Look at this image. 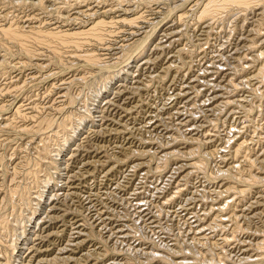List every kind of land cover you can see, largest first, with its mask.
<instances>
[{
    "label": "bare ground",
    "instance_id": "bare-ground-1",
    "mask_svg": "<svg viewBox=\"0 0 264 264\" xmlns=\"http://www.w3.org/2000/svg\"><path fill=\"white\" fill-rule=\"evenodd\" d=\"M6 1L8 2V0ZM30 1H17V5L25 6ZM48 1L52 0H37V2L33 0L30 3L44 10L46 7L48 8L46 5ZM76 1V11L66 15L67 17L63 16L57 22L48 23L49 30L36 29L35 25L40 22L38 16H31L25 21L20 17L21 22L18 20L17 24H8V27L0 25V47L4 51V57L0 60V76L8 74L11 68L20 67L19 63L13 64L15 59L13 56H18V58L22 56L28 59L30 64L36 68L43 66L40 58L43 52L31 49L23 43L24 39L27 40L29 37V39L33 37L37 40L51 37L62 40L67 45L72 43L76 46H81V44L84 46L83 40L92 39L99 45L102 44V48L98 47L100 50L96 49L97 47L95 49L88 48L79 50L80 54L74 53L68 57L72 61L81 62L84 68L82 69L83 73L90 74L97 69V72L104 71L109 74L104 76L102 87H98L100 89H97L98 91L93 94L92 100H90L92 103L85 105L84 111L77 114H71L72 111L69 110V105H73L74 101L68 90L72 84L79 81L84 82L82 80L84 76L62 79L64 82L55 87L57 93L60 94L61 103H52L48 108L55 107L63 117L57 120L50 116L38 117L40 119L32 128L30 127L31 129H23L25 134L38 136L40 139L36 151V168L24 169L25 173L34 174L35 182L30 183H33L35 188L31 189V185L28 186L29 181L18 182L17 177L13 176L14 172L11 176H13L12 182L15 183L7 189L3 185L0 188V223L5 228V231L3 230L4 238L0 239V264H19L21 261L23 264H83L84 262L85 264H97L99 261H105V264H235L240 262L248 264L249 261L255 262L254 264H264V226L263 228L261 226V223L264 225V176L260 173L261 171L256 170L257 167L254 168L258 162L260 165L264 161V131L258 134V141L263 138L262 147L252 148L245 158L244 154L250 145L248 144L249 139H245L241 134L243 130L240 131V127L243 128L242 124L239 127L241 119H243L242 116L240 117L241 111V114L237 115L238 125L235 126L237 128L233 133L230 129H227L230 131L229 133L225 131L227 134H222L221 129L220 131L217 128L213 129L215 126L208 128L213 121L215 123L219 118H232L236 114L235 109L240 106L244 109L243 106L250 100L243 95L244 98L236 99L237 97L235 96V98L233 93L231 95L232 89L238 90L241 86L249 88L248 85L264 87V0H185L190 3L191 9L195 12L191 19L193 21H187V13L181 12L176 19L163 22L164 25L162 20L157 19L160 14L162 15L159 13L162 11H159V8L154 9L149 18L142 11L140 2L144 0L139 2H137L138 0H111V4L108 3V5L100 0L99 2L96 0ZM0 2L4 3L5 1L0 0ZM126 2L129 3L124 4ZM175 7L174 10L177 8ZM42 9L40 10L42 11ZM8 15L9 13H6L7 17L5 16V18L8 19ZM2 16L4 18V15ZM12 19L15 21V18ZM45 22L47 23V21L42 23ZM161 23L163 26L161 25L159 32L161 30L162 34L158 35V32L152 35L151 33H154L157 25ZM154 25H156V29L149 33L148 29ZM184 25L187 27L186 29ZM226 25L231 31L226 30ZM115 29H119L124 36L122 40H116L118 43H115L112 38ZM105 30L108 32L105 33ZM227 32L230 33L227 44L223 40L225 44L220 45L221 49L213 50L215 45L210 43V38ZM106 34L108 36L112 34V37L105 39L104 35L106 36ZM190 38L200 44L197 54L195 51H190L191 48L185 47L187 40H192ZM6 42H10L11 45H7ZM43 44L45 43L43 42ZM195 44L192 43L193 47ZM181 45L183 46L181 47ZM128 49L132 50L131 55L118 56ZM114 50L119 52L112 54ZM50 51L54 54L53 61L56 63V53L51 49ZM164 53H169L170 56L168 55L169 57L165 59L161 58L160 54L164 55ZM111 54H117V56L107 57ZM59 55H62L61 52ZM195 55L199 57H197L199 63L193 66L187 65V70H184L182 66L189 63L187 59ZM65 57L66 60H69L67 56ZM45 58L47 61V57ZM72 61L68 62L76 65ZM60 62L58 63L60 64ZM64 62L62 61V63ZM157 69H159L158 73ZM205 74H208V77L212 76L211 83L214 84V80L219 81L218 84H212L210 90L207 89L210 92H208L210 94L208 98L206 96L205 100L199 102L201 90L195 89L197 92L199 90V94L194 91L195 94L191 96L189 89L193 91L194 88L201 87ZM136 79H138L137 84L131 86L136 83ZM148 80H158L161 82L162 89L166 91L160 102L157 101L161 96L153 92L152 98L146 103L152 115L145 119L144 117L139 119L138 116L133 115L136 110L135 106L127 108L125 111L129 116L128 121L135 124L131 129L130 126H125L128 125L126 124L128 122L125 125L122 124L125 126L123 131L126 128L125 131L128 133L127 140L124 143L115 144L112 148L113 152L110 154L105 149H101L103 147L97 148L96 157L91 161L85 160L72 175L66 176L67 181L63 185L57 181L59 176L64 177L62 165L67 160L77 161L81 153L90 146L89 141L80 143V136L88 131L89 126L98 127L96 112L101 113L105 118L106 112L110 108L119 107L121 101L132 103L140 86L150 92L151 84H146ZM207 81L209 82V80ZM142 83L143 85H141ZM178 85L181 87L176 89V92L169 93ZM255 88L257 87H253V89ZM237 90L234 93L237 94ZM257 93H260L259 90ZM263 94L264 92L262 96H264ZM255 96L257 97V95ZM105 97L110 100L104 104ZM179 99H185V104L179 105L177 102ZM260 99L259 101H261ZM252 101L251 105H253ZM256 103L258 104V102ZM93 107H96L95 112ZM260 109L262 110L261 107ZM173 110L174 112H172ZM141 111H143L142 108ZM258 113L260 112L258 111ZM234 118L231 119V122ZM107 119L109 120L108 117ZM176 119H178L177 122ZM136 120H141V122H136ZM225 120L224 123H226ZM242 122L245 125L246 121ZM8 123L5 126L0 124V128L8 129L11 124ZM137 123L139 126H136ZM253 123L255 124V121ZM54 124L56 127H63V129L64 127L69 128L63 130L62 133H56L54 130H49V127ZM222 125L225 126L223 122ZM255 126L253 125V127ZM43 128H46L47 131H44ZM94 129L99 131L100 128ZM136 135H141L142 138L139 137L138 140H135ZM157 135L166 139L167 144L165 143V146L160 144L161 146L152 148V136ZM144 137L147 139L151 137V141ZM216 139L219 140L218 146L214 145ZM200 143L215 146L209 154L220 155V157L218 156L220 163L217 174H215L217 176L215 178L211 176L212 181L198 184V179L195 180L194 177L197 176L199 169H206L205 165L209 162L206 158L208 155L197 154L200 153V150L198 149L197 152L196 147L194 148ZM183 148H186L184 152H188L190 156L193 157L195 154L199 157L189 160L179 157ZM230 148L234 150L232 152L235 158L239 159V156L243 155L246 164L239 163L243 159H239L241 161L237 162L235 158L229 157ZM155 153L159 160L154 165L150 159ZM129 154H132V157H129ZM124 156H126L125 159ZM252 156L254 157L252 158ZM212 158L214 160V156ZM153 159H156V155L152 157V161ZM205 159L208 162L204 163ZM95 162H99L98 164H101L102 167L103 175L101 174L102 179H100L102 187L98 191H90L85 197L86 202L88 201L90 205L88 207L90 208V221L86 217L84 219L87 220H79L74 225L72 224L73 227L70 228L72 233L69 232L70 236L66 246L63 245L57 248V252H54L55 247L46 244V239L50 235L47 234V223L57 220L55 213L60 209L59 202L63 201L67 204V201L81 196L79 195V183L77 184L75 179H81L84 175V167L95 164ZM43 163H47L46 171L43 178H40L38 173L41 174ZM28 164L29 159L26 158L23 167ZM169 168L171 169L169 170ZM260 168L258 166V169ZM255 170L258 172L257 174H254ZM114 171L120 173V179L113 181L111 178L113 182L106 185L105 180L110 178L109 176ZM87 175L85 176L87 177ZM94 176L92 177L94 178ZM104 181L105 183H103ZM64 186L66 192H60ZM149 193H151L150 196ZM19 209H21L20 212ZM46 209L47 211L43 212ZM81 218L83 219V217ZM141 224L149 228L152 234L158 237V240L143 235L147 231L142 233ZM63 228L62 231L60 230L62 234L65 231ZM93 241L98 246L94 247ZM118 242L123 243V245L120 244L123 247L116 248ZM81 247L84 249L83 253L79 255L77 250ZM131 253L144 259L137 262Z\"/></svg>",
    "mask_w": 264,
    "mask_h": 264
},
{
    "label": "rangeland",
    "instance_id": "rangeland-1",
    "mask_svg": "<svg viewBox=\"0 0 264 264\" xmlns=\"http://www.w3.org/2000/svg\"><path fill=\"white\" fill-rule=\"evenodd\" d=\"M2 1H5L4 3L3 2H0V25H3V26H9L8 24H17L18 23V20H19V22H21L22 21V19H23V21H25V20H27V19H29V18H31V16H38V18H39V24L37 25H35V27H37L36 29H41V30H49V25H47L48 23H51V22H57V20L59 21L60 20V18H62L63 16H66V15H68V14H70V13H73V12H75L76 10H75V4H76V0H52V1H48L47 3L48 4H46V5H48V8L46 7V9H47V11H46V9H42V8H38L37 7V5L35 6V5H33V4H31L30 2H32L33 0H27V1H30L29 3L33 6H31L29 3H24V4H26L25 6L23 5V6H19V5H17V1L18 2H20L21 0H13V1H9L8 0V2L6 1V0H2ZM34 1H36L37 2V0H34ZM89 1V0H88ZM91 1H95V0H91ZM96 1H98L99 2V0H96ZM132 1H136V0H132ZM139 1H141V0H138L137 2H139ZM144 1H147V2H144ZM144 1H141L140 3H141V6H140V8L142 9V11L144 12V13H146V15L148 16V18L150 17V15L152 14V12H153V10L154 9H156V8H159V11L160 10H162V11H160L159 13H162V15L160 14L158 17H157V19L158 20H162V23L163 22H168V21H171V20H173V19H176L178 16V14H181V12H184V13H187V21H189V22H191V21H193V20H191V19H193V15L195 14V12L191 9V7H190V3H188V1H185V0H182V2H181V0H153V2H152V0H144ZM177 1V2H176ZM185 1V2H184ZM14 2V3H13ZM100 2H105V3H107L106 5H108V3L109 4H111V0H100ZM150 2V3H149ZM180 3V5H179V3ZM13 3V4H12ZM127 3H129V2H126V3H124V4H127ZM183 3V5H181ZM2 4H4V5H2ZM152 4V5H151ZM157 4V5H156ZM145 5H147V6H145ZM180 7H179V6ZM188 5V6H187ZM36 8H38V9H36ZM159 6V7H158ZM171 7V8H169V7ZM172 6H173V9H172ZM174 6H178L176 9H178V10H174ZM184 6H185V8H184ZM180 8H182L181 10H183V11H181V10H179ZM40 9H42V11L40 10ZM152 9V10H151ZM165 9H166V11H165ZM168 9V10H167ZM173 11H172V10ZM187 9V10H186ZM189 9V10H188ZM146 10V11H145ZM149 10V11H148ZM169 10H171V11H169ZM191 10H192V12H194L193 14H192V12H191ZM168 11V12H167ZM175 11V12H174ZM187 11V12H186ZM31 12H32V14H34V15H32L31 14ZM44 12V13H43ZM148 12V13H147ZM166 14H165V13ZM172 12V13H171ZM190 12V13H189ZM6 13L8 14L9 13V15H8V19L7 18H5V16H6ZM16 13V14H15ZM20 13H22V14H20ZM40 13V14H39ZM175 13H177V14H175ZM48 14V15H47ZM170 14V15H169ZM2 15H4V18H3V16ZM40 15V16H39ZM51 16V17H47V16ZM171 15H173V16H171ZM188 15H189V17H188ZM18 16H19V18H18ZM27 16H29V17H27ZM171 17V18H169V17ZM174 16H176V17H174ZM193 16V17H192ZM7 17V16H6ZM11 17V18H10ZM22 19H21V18ZM44 17H45V19H44ZM67 17V16H66ZM164 17V18H163ZM168 17V18H167ZM12 18H15V21L12 19ZM17 18V19H16ZM25 18V19H24ZM54 18V19H53ZM5 19V20H4ZM13 20V22H11L12 20ZM21 19V20H20ZM84 19H86V18H84ZM164 19H165V21H164ZM43 20V21H42ZM52 20V21H51ZM44 21H47V23L45 22L44 24L42 23V22H44ZM49 21V22H48ZM16 22V23H15ZM162 23L160 24V25H157L158 27H156L155 28V26L156 25H154L153 27L152 26H150V28L148 29L149 30V33L150 32H152V31H154L155 29V32L153 33H151L152 35L153 34H155V33H158L159 32V29H160V27H162L163 25H164V23H163V25H162ZM171 23V22H170ZM23 24V23H22ZM41 24H43V25H41ZM40 25H41V27H40ZM162 25V26H161ZM47 26V27H46ZM227 26V28H226V30L229 32V31H231V29L230 28H228V25H226ZM49 27V28H48ZM184 27H185V29L187 28L185 25H184ZM42 28H44V29H42ZM28 29V28H27ZM230 29V30H229ZM114 30V29H113ZM106 32L105 33H107L108 31L107 30H105ZM225 33V34H221V35H214L213 36V38H210V43L212 44V45H215V46H213V50H215V49H221V46L220 45H222V44H225L224 42H226V44H227V40L228 39H230V37H229V34L230 33ZM150 34V35H151ZM162 34V31L160 30V32H159V34L158 35H161ZM228 35V36H227ZM222 36H223V38H222ZM104 37H105V39H110L111 37H112V34H111V36H108V34H106V36L104 35ZM225 37V38H224ZM30 38V37H29ZM29 38H27V40H25L24 39V44L28 47L29 46V48H31V49H35V50H38V51H40V52H43V55L42 56H40V58H41V62L43 63V66L41 67V68H36L34 65H32V64H30V61L28 60V59H25V58H23L22 56H20V58H18V56H13L15 59H14V61H13V64H15V63H19L20 64V67H18V68H14V69H10L9 70V72H8V74L6 73L4 76H0V124L1 125H3V126H5V124H9L8 122H10L11 124H10V126H9V128L8 129H6V128H0V188H1V186L3 185L4 186V188H8L9 186H11V185H13L15 182H12L13 180V176H15V177H17V180H18V182H21V183H24V182H28V186H30L31 187V189L33 188H35L34 186L35 185H33V183H30V182H32V181H34L35 182V177H34V174H29V173H25V168H30V169H34V168H36V162H35V159H36V151H37V147H38V145H39V142H40V139H39V137L38 136H34V135H27V134H25V132H24V130L23 129H25V128H32L33 126H34V124L35 123H37V120H39L41 117H51V118H53V119H59L60 117H63V115L61 114V113H59V111H57L56 109H55V107L54 108H48V106L50 105V104H52V103H55V104H57V103H61V97L59 96L60 94H58L57 93V91H56V88L55 87H57V86H60L63 82H62V79H65V78H80V77H83L84 76V78L82 79V80H84V82L83 81H79L78 83H75V84H72L70 87H69V90H68V93H70L71 94V96H72V98H73V105H69V110H71L72 111V113L71 114H77V113H82L83 111H84V109H85V105H89V103L91 102L90 100H92L91 98L93 97V94L94 93H96L102 86V82L104 81V79H105V77L106 76H108L109 74H107V72H104V71H98L97 72V69H96V71L94 70L92 73H86V72H84L85 73V75H84V73L82 72V69H84L83 68V66H82V64H81V62H77V61H72V59H69V57L68 56H71V55H73L74 53L75 54H80V53H78V51L79 50H87L88 48L89 49H95L96 47V49H98V50H100L99 48H102V44H100L99 45V43H97L96 41H94V40H92V39H87V40H83L84 42H82V43H85L84 44V46H83V44H81V46H76V45H72V43L70 44V43H68V45L66 44V43H64V41H62V40H59V39H53V38H51V37H47V38H44V39H42V40H37V39H33V37L31 38V39H29ZM49 38H51V39H49ZM114 40H115V43H118V41H116V40H122L123 38H124V36H122V34H121V32L119 31V29H115V32L113 33V37H112ZM218 38V39H217ZM221 38V39H220ZM227 38V39H226ZM190 39H192V38H190ZM34 42H33V41ZM54 40V41H53ZM56 40V41H55ZM59 40V41H58ZM89 40V41H88ZM214 40V41H213ZM223 40H224V42H223ZM32 41V42H31ZM46 41H48V42H46ZM192 41V42H191ZM216 41H218L217 43H216ZM222 41V42H221ZM27 42V43H26ZM43 42L45 43V44H43ZM56 42H59V43H56ZM89 42V43H88ZM7 43V45H11V43L10 42H6ZM47 43V44H46ZM54 43V44H53ZM62 43V44H61ZM86 43L88 44L87 46H86ZM95 43H96V45H95ZM192 43L193 44H195V43H198V44H195L194 45V47H193V45H192ZM202 43V42H201ZM216 43V44H215ZM90 44V45H89ZM188 44V45H187ZM218 44V45H217ZM13 45V44H12ZM197 45V46H196ZM76 46V47H75ZM183 45H181V47H182ZM220 46V47H219ZM17 47V46H16ZM16 47H14V48H16ZM75 47V48H74ZM83 47V48H82ZM99 47V48H98ZM113 47H116V45L114 46L113 45ZM112 47V48H113ZM185 47L186 48H188V49H190V51H195L196 52V54H197V50H199V48H200V44H199V42H197L196 40H194V39H192V40H190L189 41V39L187 40V42L185 43ZM217 47H219V48H217ZM53 51V52H55V50L56 49H58V50H56V59H55V61H56V63L53 61V57H54V54L53 53H51V51H50V49ZM111 48V49H112ZM193 48H195V49H193ZM76 49V50H75ZM71 50V51H70ZM98 50H96V51H98ZM129 50H130V52H129ZM209 50V49H208ZM37 51V52H38ZM68 51V52H67ZM212 51V50H211ZM61 52V54L62 55H59V53ZM108 52H110V51H108ZM116 52H119V51H117V50H114V51H112V54L113 53H116ZM131 52H132V50L131 49H128L127 51H123L122 53H120L118 56H122L123 54H124V56L126 55V57L127 56H129V55H131ZM45 53V54H44ZM107 55V57H115V56H117V54L116 55ZM50 55H52V56H50ZM67 56V58L69 59V60H66V57L65 56ZM161 55V58H166V57H169L170 55H169V53H164V55L163 54H160ZM169 55V56H168ZM57 56H59V57H57ZM64 57V58H62V57ZM4 57V51H3V48L2 47H0V60L2 59ZM12 57V58H13ZM45 57H47V61H46V58ZM48 57H50V58H48ZM198 56L197 55H195V56H193V57H189L188 59H187V61L189 62L188 64H186V66L185 65H180V66H182V68L184 69V70H187V68L186 67H188V66H193V65H196V64H198L199 62H198V58H197ZM59 58V59H58ZM110 58H108V60H110ZM187 58V57H186ZM194 58V59H193ZM196 58H197V60H196ZM61 59V60H60ZM62 59H64V60H62ZM163 59V60H164ZM12 60V59H11ZM50 60H52V61H50ZM66 60V61H65ZM61 61V62H60ZM62 61L64 62V63H62ZM68 61H72L73 63H75L76 65H73V64H70ZM192 61V62H191ZM197 61V62H196ZM58 62H60V64L58 63ZM192 65H191V64ZM12 64V65H13ZM47 64V65H46ZM49 64V65H48ZM63 64V65H62ZM188 65V66H187ZM67 66V67H66ZM71 66V67H70ZM77 66V67H76ZM82 66V67H81ZM72 67H75V68H72ZM72 68V69H71ZM186 68V69H185ZM37 69V70H36ZM33 70V71H32ZM159 69H157V73L159 72L158 71ZM101 72V73H100ZM155 73V72H154ZM104 74H106V75H104ZM86 76V77H85ZM102 76H103V78H102ZM105 76V77H104ZM204 77L202 78V81L205 83V85H204V83H202L201 84V87L200 86H198L197 88H194L193 89V91L191 90V89H189L190 90V95L192 96L193 94H195V93H198L199 92V90H201L199 93L201 94V93H204L203 95L201 94H199V102L200 101H202V100H205L206 99V96H207V98H208V96L210 95L209 93V90H210V88L212 87V84L213 83H211L212 81L210 80V78L212 77V76H210V77H208V74L206 75H203ZM32 77H34V78H32ZM172 77V74L170 75V78ZM32 78V79H31ZM101 79V80H100ZM205 81H204V80ZM209 80V82L207 81V80ZM137 81H138V79H136L135 80V82L136 83H134V84H132L131 86H133V85H135V84H137ZM156 81H158V80H156ZM156 81L155 80H148V81H146V84H151V86H150V92L149 91H146V90H144V89H142L143 88V86H140V90L139 91H137V93L138 94H140L141 95V97H140V95H138L137 93L135 94V96H134V99L132 100V103H125V102H123V101H121L120 102V105H119V107H116L115 109H113V108H110L109 109V111L108 112H106V117L105 118H103V116L101 115V113H99V112H96V120H97V124H98V127H96L95 125H92V126H89V129H88V131L87 132H85L84 134H82L81 136H80V143H85V142H88L89 141V145L90 146H88L87 148H86V150H84V152H82L81 153V155H80V157H79V159L77 160V161H73V160H67L63 165H62V174L64 173V177H58V179H57V181H60L61 183H62V185L67 181L66 179H65V177L66 176H68V175H72L74 172H75V170H77V168L78 167H81L80 165H82V163L83 162H85V160L87 161H91V160H93L95 157H96V150H97V148H101V147H103V148H101V149H105L109 154L110 153H112L113 152V146L115 145V144H119V143H124L126 140H127V136H128V133L125 131L126 130V128H124V131H123V127H129L130 129L132 128V125L134 126L135 124L134 123H132L131 121H128V118H129V116L127 115V113H126V111H127V108H130V107H132V106H135V109L136 110H134V116H138L139 117V119H142L143 117H144V119L146 118V117H148V116H150V115H152L151 114V112L149 111V108H148V106L146 105V103L150 100V98H152V94H153V92H154V94H158V95H160L161 96V98H160V100L159 101H157V102H160L161 101V99L163 98V95L166 93V91L165 90H163L162 89V85H161V82H159L158 81V83H159V85H158V83H156ZM211 81V82H210ZM218 81L219 80H214L213 82H214V84L216 83V84H218ZM62 82V83H61ZM77 82V81H76ZM101 82V83H100ZM148 82V83H147ZM151 82V83H150ZM207 82V83H206ZM59 84V85H58ZM213 84V85H214ZM53 85H54V87H53ZM57 85V86H56ZM141 85H143V83L141 84ZM157 85V86H156ZM207 85H209V86H207ZM159 86V87H158ZM241 86V85H240ZM239 86V87H240ZM249 86V88L247 87V86H241L240 88H238V90L237 89H235V90H237L236 92H237V94L236 93H234L235 92V90L234 89H232L233 91L231 92V95H232V93H233V96L236 98V99H238V97L239 98H244V97H247L248 98V100L250 99L251 101H252V99L254 100L255 99V101H252V104L253 105H251V101L249 100L247 103H246V105L245 106H243V107H245L244 109L240 106V108L239 107H237L236 109H235V112H236V114H234L233 116H232V118H234V116H235V118L232 120L233 122H231V117H229L230 119H227V118H219V120H215L216 122L214 123V121L212 122L213 123V125H212V123H211V126H209L208 128H213L214 126V128L213 129H216L217 128V130H219L220 131V129H221V133L222 134H227V132L229 133L230 131H232L231 133H233V131L237 128V127H235V126H237L238 125V122H237V115H240L241 113V115H240V117L241 118H243V119H241V122H240V124H239V127H240V125L243 127V128H241L240 127V131H242V136H244V138L245 139H249L248 140V144L250 145V147L247 149V151L245 152V154H244V156H245V158H246V155H248V152H250L251 151V149L253 148V149H255L256 147V149H258V148H260V147H262V140H263V138H264V136H263V138L261 139V140H259L258 141V134H260V132H263L264 131V96H262V93L264 92V87L263 86H259V85H257V86H250V85H248ZM73 87V88H72ZM98 87H100V88H98ZM181 86H177V88H173V89H171L170 91H169V93H171L172 94V92L174 93V92H176L177 90L176 89H178V88H180ZM193 87V86H192ZM200 87V88H199ZM205 87V88H204ZM242 87H243V89H242ZM247 87V88H246ZM253 87H257V88H259V89H257V88H255V89H253ZM261 87H262V89H261ZM53 88H55V89H53ZM159 88H160V91H159ZM98 89V90H97ZM154 89V90H153ZM158 89V90H157ZM195 89H199L198 90V92H197V90H195ZM207 89H209V90H207ZM242 89V90H241ZM247 89V90H246ZM249 89H251V90H249ZM252 89H253V92H252ZM255 90V91H254ZM259 90V92L260 93H257V91ZM262 90V91H261ZM96 91V92H95ZM145 91H146V93H145ZM164 91V92H163ZM194 91H195V93H194ZM206 91H207V93H206ZM240 91V92H239ZM242 91V92H241ZM249 91V92H248ZM54 92V93H53ZM156 92V93H155ZM209 92V93H208ZM159 93H162V94H159ZM241 93V94H240ZM257 93V94H256ZM145 94V95H144ZM149 94V95H148ZM246 94V95H245ZM251 94V95H250ZM254 96H253V95ZM260 94V95H259ZM138 95V96H137ZM151 95V96H150ZM242 95L244 96V97H242ZM255 95H257V97L255 96ZM264 95V94H263ZM145 98H144V97ZM204 96H205V98H204ZM262 96V97H261ZM136 97V98H135ZM143 97V98H142ZM147 97V98H146ZM149 97V98H148ZM143 99V100H139V99ZM259 98H261L260 100L261 101H259ZM108 100H110L109 98H107V97H105V100H104V104L108 101ZM258 100V101H257ZM263 100V101H262ZM137 102V103H136ZM178 104L179 105H184L185 103V99H179L178 101ZM183 102V103H182ZM256 102H258V104L256 103ZM263 104H261V103ZM92 103V102H91ZM135 103V104H134ZM255 103V104H254ZM136 104H137V106H136ZM142 107H141V106ZM258 106V109H257V106ZM260 105V106H259ZM35 106H37V107H35ZM44 106V107H43ZM145 106V107H144ZM248 108H247V107ZM254 106H256V107H254ZM36 108V110H35V108ZM42 107V108H41ZM140 107V108H139ZM146 107H147V109H146ZM250 107V108H249ZM253 108V110L255 111H253V110H251L252 108ZM260 107L262 108V110L260 109ZM71 108V109H70ZM121 108H122V110H123V108H125L123 111L121 110ZM141 108H142V110L144 111H141ZM39 109V110H38ZM113 109V110H112ZM120 109V110H119ZM31 110V111H30ZM39 112H38V111ZM68 110V111H69ZM95 110H96V107H93V111L95 112ZM126 110V111H125ZM200 111H201V109H199ZM248 110V111H247ZM114 111H115V113H114ZM240 111H241V113H240ZM245 111V112H244ZM256 111H257V113H256ZM258 111L260 112V113H258ZM118 114H117V113ZM123 112H125V113H123ZM137 112V113H136ZM172 112H174V110L172 111ZM244 112V113H243ZM247 112V113H246ZM253 112V113H252ZM262 112H263V114H262ZM141 113V114H140ZM146 113H147V115H146ZM240 113V114H239ZM37 114V115H36ZM123 114V115H122ZM140 114V115H139ZM253 114V115H252ZM39 115V116H38ZM244 115V116H243ZM246 115V116H245ZM255 115V116H254ZM262 115V116H261ZM126 116V117H125ZM142 116V117H141ZM261 116V117H260ZM32 117V118H31ZM38 117H40V118H38ZM107 117L109 118V120L107 119ZM117 117H119V118H117ZM123 117V118H122ZM249 117V118H248ZM245 118H247V119H245ZM32 119V120H31ZM221 119V120H220ZM226 119V120H225ZM256 119H257V122H256ZM261 119V120H260ZM119 120V121H118ZM177 120L178 119H176V122H177ZM224 120H225V122L226 123H224ZM250 120V121H249ZM35 121V122H34ZM125 121V122H124ZM141 122V120H136V122ZM223 122V124H225V126H223L222 125V122ZM242 121H246L245 122V125L243 124V122ZM255 121V124L253 123ZM260 121V122H259ZM263 121V122H262ZM120 122V123H119ZM126 122H128V123H126ZM125 123L126 124H128V125H125ZM218 123V124H217ZM220 123V124H219ZM236 123V124H235ZM262 123H263V125H262ZM121 124V125H120ZM125 125V126H123V125ZM217 124V125H216ZM231 124V125H230ZM261 124V125H260ZM244 125V126H243ZM249 125V126H248ZM252 125V126H251ZM253 125L256 127H253ZM136 126H139V124L137 123L136 124ZM217 126V127H216ZM219 126V127H218ZM228 126V127H227ZM258 126V127H257ZM259 126H261L260 128H259ZM225 127V128H224ZM227 127V128H226ZM230 127V128H229ZM233 127V128H232ZM245 127V128H244ZM30 128V129H31ZM69 127H64V129H63V127H56V125L54 124V125H52L51 127H49V130H54V132H56V133H62L63 132V130H66V129H68ZM94 128H100L99 129V131H95V129ZM129 128H127V130H129ZM219 128V129H218ZM250 128V129H249ZM251 128H253V129H251ZM261 128H263V129H261ZM6 129V130H5ZM94 129V130H93ZM227 129H230V131H228ZM246 129V130H245ZM248 129V130H247ZM4 130V131H3ZM43 130L44 131H47L46 130V128H43ZM251 130V131H250ZM254 130V131H253ZM258 132H256V131ZM262 130V131H261ZM23 131V132H22ZM225 131H227V132H225ZM253 131V132H252ZM253 134H252V133ZM13 133V134H12ZM49 134V133H48ZM249 134V135H248ZM255 134V135H254ZM198 135H200V133H198ZM246 135V136H245ZM31 136H33V137H31ZM248 136H250V138H248ZM257 136V137H256ZM259 136H261V135H259ZM138 137V138H137ZM139 137H140V139L142 138V136L141 135H136L135 136V140H138L139 139ZM252 137H254V138H252ZM88 138H90V139H88ZM124 138V139H123ZM162 138V137H161ZM160 138V136H152V141H151V137H148V139L146 138V137H144V139H146V140H149V141H151V142H153V144H152V148H155V147H158V146H163V144H164V146H165V143L167 144V141H166V139H164V138H162L161 139ZM28 139V140H27ZM156 139V140H155ZM256 139V140H255ZM86 140V141H85ZM158 140V141H157ZM255 140V141H254ZM91 141V142H90ZM93 141V142H92ZM219 140L218 139H216V142L214 143V145L216 144V146H218V142ZM251 141H252V143H251ZM254 141V142H253ZM258 141V142H257ZM158 142V143H157ZM162 142V143H161ZM164 142V143H163ZM218 142V143H217ZM112 143V144H111ZM260 143V144H259ZM155 144V145H154ZM161 144V145H160ZM201 144V145H200ZM199 144V146H194V148L196 147V151L198 152L199 150V152L200 153H197V154H204V155H208L206 158H207V160L209 161H207L206 159H205V162L204 163H206V162H208V163H206V165H205V167H206V169H199L198 170V172H197V176L196 177H194L195 178V180H197V181H199L198 182V184H200V183H202V182H204V183H206V182H209V181H212L213 180V178H215L217 175H215V174H217V171H218V169H219V163H220V155H216V154H214V155H211V154H209L210 153V151L212 150V149H214L215 148V146H211V145H208V144H206V143H200ZM203 144H205V145H203ZM253 144V145H252ZM103 145V146H102ZM107 145V146H106ZM157 145V146H156ZM208 145V146H207ZM202 148H201V147ZM260 146V147H259ZM92 147V148H91ZM106 147V148H105ZM181 147H184V146H181ZM201 149H200V148ZM91 150H90V149ZM96 148V149H95ZM206 148V149H205ZM94 149V150H93ZM110 149H112V150H110ZM148 149H150L149 147H148ZM199 149V150H198ZM203 149V150H202ZM89 150V151H88ZM183 151H182V154H184V155H182L181 153V156L179 155V157H182V158H185V159H187V160H189V159H191V158H193V157H199V155L198 156H196L195 154L193 155V157L192 156H190L189 154H188V152L186 153V152H184V151H186V148H183L182 149ZM205 150V151H204ZM208 150H209V152H208ZM230 150H231V154L229 153V157H231V158H235L234 156H233V152L232 151H234V150H232L231 148H230ZM249 150V151H248ZM94 151H95V153H94ZM204 151V152H203ZM91 152H93V153H91ZM184 152V153H183ZM185 153H186V155H185ZM207 153V154H206ZM84 157H83V156ZM91 155H92V157H91ZM154 155H156V159L154 160L153 159V161H152V157L154 156ZM153 156H151V159H150V157H149V159H150V161H151V163L152 164H154L155 165V162H158V160H159V158H158V155L155 153ZM216 155V156H215ZM85 156H86V158H85ZM129 157H132V154L130 155H128ZM127 156V157H128ZM184 156V157H183ZM187 156V157H186ZM210 156V157H209ZM212 156H214V160H213V158H212ZM244 156L242 155V157L241 156H239L240 158L239 159H243L242 161L241 160H239L238 159V157L237 158H235L236 159V161L237 162H239V161H241V162H239L240 164H246V162L244 161ZM218 157V158H217ZM254 156H252V158H253ZM26 158L27 159H29V164L26 166V167H23V165H24V163H25V160H26ZM124 159L126 158V156H124L123 157ZM122 158V159H123ZM155 158V157H154ZM202 159H203V157H201ZM209 158V159H208ZM212 160H211V159ZM217 158V159H216ZM81 159V160H80ZM234 159V160H235ZM218 160V161H217ZM246 160V159H245ZM204 161V160H203ZM213 161V162H212ZM218 163H217V162ZM215 162V163H214ZM256 162V161H255ZM264 162V161H263ZM261 163L260 165H259V162H258V164H256L255 165V169H256V167H257V171L259 172V171H261L260 173H262V176H264V168H263V166H264V163ZM99 162H95V164L93 163L92 165H90V166H87V167H84V169L83 170H85L84 171V175L81 177V179L79 178L78 180L77 179H75L76 180V183L78 184L79 183V187H80V189H79V195H81L79 198L78 197H75L74 199H72L71 201H67V204L66 203H64L63 201L62 202H59L60 203V209L59 210H57L56 211V213H55V215H56V218H57V220L55 219V220H53L52 222H48L47 223V230H48V232H47V234H50L49 235V237L46 239V244L47 245H49L50 247H55L54 248V252L57 250V248H60L61 246H63V245H65L66 244V242H67V240L69 239L68 237L70 236V233H72L71 232V229L70 228H72L73 227V225H74V223L75 222H78L79 220H87V219H89L88 221H90V208H88V207H90V205L88 204V201L86 202V200H85V197H86V195L90 192V191H98V189L100 190V188L102 187L101 186V184H102V181L100 180V179H102V167L100 166L101 164H98ZM213 163V164H212ZM257 163V162H256ZM46 164L47 163H43V165H42V167H41V174L40 173H38V175H39V177L40 178H43V175L45 174V171H46ZM243 164V165H244ZM209 165V166H208ZM99 166V167H98ZM114 166V165H113ZM117 166V165H116ZM258 166H259V168L260 169H258ZM34 167V168H33ZM91 167H92V169H91ZM93 167H95V168H93ZM217 167V168H216ZM44 168V169H43ZM74 168V169H73ZM214 168V169H213ZM88 169V170H87ZM171 168H169V170H170ZM216 169V170H215ZM94 170V171H93ZM254 171L255 173L254 174H257L258 172L257 171ZM87 171V172H86ZM202 171V172H201ZM207 171V172H206ZM14 172V175L12 174ZM67 172V173H66ZM71 172V173H70ZM90 172H91V174H90ZM117 172V171H116ZM115 171L114 172H112L111 173V175L109 176L110 178H108L107 180H105L106 181V185H108V184H111L115 179H120V177H121V175H120V173H116ZM216 172V173H215ZM87 173H88V175H87ZM95 176H94V175ZM102 174V175H101ZM117 174V175H116ZM207 174H209L208 176H207ZM11 175H13V176H11ZM85 175H87V177L85 176ZM91 175V176H90ZM100 175V176H99ZM114 175V176H113ZM213 175H215V176H213ZM8 176V177H7ZM92 176H94V178L92 177ZM199 176V177H198ZM211 176L213 177V178H211ZM83 177H85V178H83ZM117 177V178H116ZM203 177V178H202ZM207 177V178H206ZM10 178H11V180H10ZM27 178V179H26ZM93 178V179H92ZM111 178H112V180H111ZM197 178V179H196ZM5 179V180H4ZM28 179H30V180H28ZM206 179V180H205ZM211 179V180H210ZM16 180V181H17ZM62 180H63V182H62ZM208 180V181H207ZM79 181V182H78ZM81 181V182H80ZM105 181L103 182V183H105ZM64 189H66V187L64 186L63 187V190L62 191H60V192H66ZM84 194V195H83ZM3 195V194H2ZM1 195V196H2ZM151 195V193H149V196ZM79 199V200H78ZM76 200V201H75ZM85 200V201H84ZM83 201V202H82ZM80 202V203H79ZM84 202H86V203H84ZM72 206H71V205ZM79 204V205H78ZM79 207H78V206ZM78 207V208H77ZM69 208V209H68ZM77 208V209H76ZM62 209V210H61ZM66 209V210H65ZM67 210H69V211H67ZM79 210H82L81 212L79 211ZM21 211V209H19V212ZM47 211V209L46 210H44L43 212H46ZM67 211V212H66ZM70 211H72V212H70ZM69 212H70V214H69ZM65 214H66V216H65ZM59 216V217H58ZM62 218H61V217ZM77 216V217H76ZM85 216V217H84ZM81 217H83V219L81 218ZM87 217V219H84V218H86ZM60 218H61V220H60ZM75 219V220H74ZM51 221V220H50ZM73 224V225H72ZM3 224H1L0 223V228L2 229H0V239H3L4 237V231H5V228H4V225L2 226ZM261 226H262V228H263V224L261 223ZM61 227V228H60ZM64 227V228H63ZM62 228H63V230H65L64 232H65V234H64V232H63V234L61 233V231H62ZM67 228V229H66ZM141 228H142V233H145L146 231V233L145 234H143V235H147V237H149V238H153V239H155V240H158V237H155L153 234H152V232H151V230L149 229V228H147V227H144V225H142L141 224ZM144 228V229H143ZM147 228V229H146ZM264 229V228H263ZM4 230V231H3ZM61 230V231H60ZM146 230V231H145ZM1 231H3V232H1ZM38 231V230H37ZM70 232V233H69ZM151 232V233H150ZM51 233H53V234H51ZM151 235H150V234ZM149 235V236H148ZM2 237V238H1ZM157 238V239H156ZM47 240H49V241H47ZM49 242V243H48ZM88 243V242H87ZM89 245H90V243H88ZM88 244H86L87 246H88ZM93 245H94V247H96V246H98V244H95V241H93V243H92ZM120 244H122L123 245V243H121V242H118L117 244H116V248H118L119 246V248H121V247H123L122 245H120ZM85 245V246H86ZM118 245V246H117ZM66 246V245H65ZM85 246H83V247H85ZM118 248V249H119ZM83 249L84 248H80V249H78L77 250V252H78V254L79 255H81V253H83L82 251H83ZM58 251V250H57ZM56 251V252H57ZM113 251V250H112ZM116 251H119V250H116ZM132 253H134V251H132ZM131 253V255H133L132 257L133 258H135V260L137 261V262H139V261H142L144 258H142V257H138V256H136V255H134V254H132ZM137 258V259H136ZM139 259V260H138ZM104 262V263H103ZM99 261L97 264H105V261ZM81 263H83V261H81ZM247 264L246 262H243V264ZM254 264L255 262H253V261H249L248 262V264ZM19 264H23V261H21ZM83 264H85V262L83 263ZM87 264V263H86ZM107 264V263H106ZM235 264H242V262H240V263H235ZM261 264H263V263H261Z\"/></svg>",
    "mask_w": 264,
    "mask_h": 264
}]
</instances>
